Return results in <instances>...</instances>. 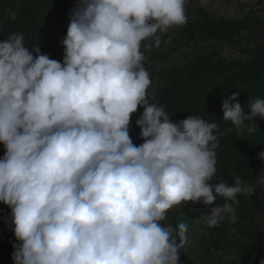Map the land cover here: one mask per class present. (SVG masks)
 Returning a JSON list of instances; mask_svg holds the SVG:
<instances>
[{"label":"clouds","instance_id":"9594fccd","mask_svg":"<svg viewBox=\"0 0 264 264\" xmlns=\"http://www.w3.org/2000/svg\"><path fill=\"white\" fill-rule=\"evenodd\" d=\"M187 21L185 0H76L62 62L23 33L0 42V203L11 210L13 264H181L188 227L165 224L170 210L200 203L208 228L236 222L238 196L255 188L239 176L211 183L220 123L173 122L148 91L142 45ZM248 107L232 93L223 122L254 132L264 99Z\"/></svg>","mask_w":264,"mask_h":264},{"label":"trees","instance_id":"16d2710c","mask_svg":"<svg viewBox=\"0 0 264 264\" xmlns=\"http://www.w3.org/2000/svg\"><path fill=\"white\" fill-rule=\"evenodd\" d=\"M76 0H0V42L12 33H23L25 45H38L42 54L51 59L63 60L62 41L66 36L69 13ZM10 11L16 13L11 19ZM160 35L157 46L142 45L144 67L152 80L149 94L155 103L165 108L173 122L188 116L203 118L208 122H219L214 132L218 137L217 178L229 185L235 177L253 185L254 193L248 197L239 195L235 206L236 222H221L208 228L204 216L209 208L204 205H180L168 213L167 223L175 227L184 222L188 227V242L180 253L181 264H260L264 260V161L258 154L264 151V119L254 120L257 128L249 133L248 128L235 129L230 122H223L222 102L232 93L245 112L249 102L264 99V17L250 12L238 21L214 18L204 10L193 13L183 26L180 43L194 49L183 55L181 61L168 63L164 50L165 40ZM147 43V42H145ZM233 48L239 60H228L222 47ZM143 111L131 117L130 137L139 146L140 128L135 124ZM253 127L250 121L245 122ZM5 152L0 144V158ZM223 203L222 200L214 202ZM10 209L0 203V264H8L16 243L10 224ZM235 229V232L232 229Z\"/></svg>","mask_w":264,"mask_h":264},{"label":"rangeland","instance_id":"374dc122","mask_svg":"<svg viewBox=\"0 0 264 264\" xmlns=\"http://www.w3.org/2000/svg\"><path fill=\"white\" fill-rule=\"evenodd\" d=\"M185 10L188 20L193 13L204 10L214 18H224L229 21H238L250 12H258L264 17V0H185ZM184 26V25H183ZM183 26L172 27L166 33H162L165 40L164 50L168 54V63L181 61L183 55L192 53L194 49L180 42V33ZM222 54L228 60H239V54L231 47H222ZM168 224L167 221L164 222ZM8 264H13L11 256L4 257Z\"/></svg>","mask_w":264,"mask_h":264}]
</instances>
